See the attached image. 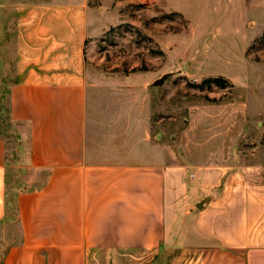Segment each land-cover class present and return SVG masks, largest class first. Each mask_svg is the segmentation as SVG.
I'll return each mask as SVG.
<instances>
[{"label": "crops", "instance_id": "0c3cea01", "mask_svg": "<svg viewBox=\"0 0 264 264\" xmlns=\"http://www.w3.org/2000/svg\"><path fill=\"white\" fill-rule=\"evenodd\" d=\"M95 1L0 0V224L12 136L26 172L2 264H264V175H187L149 135L93 124L86 41L97 13L120 18Z\"/></svg>", "mask_w": 264, "mask_h": 264}, {"label": "rangeland", "instance_id": "374dc122", "mask_svg": "<svg viewBox=\"0 0 264 264\" xmlns=\"http://www.w3.org/2000/svg\"><path fill=\"white\" fill-rule=\"evenodd\" d=\"M95 2H106L120 18L97 13L98 26H108L86 41L93 124H106L130 143L149 135L188 166L187 175L208 170L215 176L225 166L262 177L264 0ZM12 30L8 21L7 34ZM215 77L220 82L207 81ZM8 144L0 264L18 233L11 184L26 173L16 139Z\"/></svg>", "mask_w": 264, "mask_h": 264}, {"label": "water", "instance_id": "95a60500", "mask_svg": "<svg viewBox=\"0 0 264 264\" xmlns=\"http://www.w3.org/2000/svg\"><path fill=\"white\" fill-rule=\"evenodd\" d=\"M165 78H166V74H163V75L160 76L158 79H156L155 83H160V82H162Z\"/></svg>", "mask_w": 264, "mask_h": 264}, {"label": "trees", "instance_id": "16d2710c", "mask_svg": "<svg viewBox=\"0 0 264 264\" xmlns=\"http://www.w3.org/2000/svg\"><path fill=\"white\" fill-rule=\"evenodd\" d=\"M207 81H213V82H220V79L215 77V78H208Z\"/></svg>", "mask_w": 264, "mask_h": 264}]
</instances>
